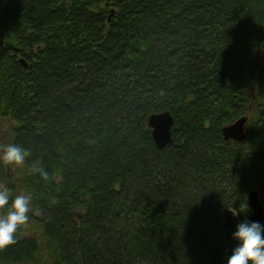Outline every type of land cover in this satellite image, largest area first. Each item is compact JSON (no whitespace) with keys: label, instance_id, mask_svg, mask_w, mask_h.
Returning a JSON list of instances; mask_svg holds the SVG:
<instances>
[{"label":"trees","instance_id":"16d2710c","mask_svg":"<svg viewBox=\"0 0 264 264\" xmlns=\"http://www.w3.org/2000/svg\"><path fill=\"white\" fill-rule=\"evenodd\" d=\"M261 51L264 0H0V132L29 150L32 195L0 264H226L218 213L250 221L252 190L264 209ZM244 116L246 141L225 140Z\"/></svg>","mask_w":264,"mask_h":264},{"label":"clouds","instance_id":"9594fccd","mask_svg":"<svg viewBox=\"0 0 264 264\" xmlns=\"http://www.w3.org/2000/svg\"><path fill=\"white\" fill-rule=\"evenodd\" d=\"M29 156V150L19 143H0V166L15 170L25 165ZM28 170L43 180L49 177L48 171L38 161H33ZM31 200V193L20 191L13 195L9 187L0 183V249L15 242L17 228L29 219ZM239 207L248 208L247 203ZM232 213L237 215V212ZM231 239L235 245L227 256L226 264H264V224L242 219L237 222Z\"/></svg>","mask_w":264,"mask_h":264},{"label":"water","instance_id":"95a60500","mask_svg":"<svg viewBox=\"0 0 264 264\" xmlns=\"http://www.w3.org/2000/svg\"><path fill=\"white\" fill-rule=\"evenodd\" d=\"M113 13V12H112ZM21 62L26 66L24 59ZM247 117H241L234 123L223 127L222 134L225 140H233L235 142H245ZM174 126L173 117L169 112L153 114L148 119V127L152 130L153 140L159 150L164 149L172 141V128ZM248 208L251 211L250 221L264 222V209L259 199V194L256 190H252L246 199ZM232 212H237L233 209H224L218 213V217L222 219L228 229H233L236 222L240 218V213L233 215Z\"/></svg>","mask_w":264,"mask_h":264},{"label":"rangeland","instance_id":"374dc122","mask_svg":"<svg viewBox=\"0 0 264 264\" xmlns=\"http://www.w3.org/2000/svg\"><path fill=\"white\" fill-rule=\"evenodd\" d=\"M257 57H258L259 65L264 66V52L261 51V54L259 53V55ZM250 93L253 96H255L254 89H251ZM8 124H9L8 122H4L3 132H0V143L10 141V136H11L10 130H11L12 124H11V126H9ZM6 170H7V176H8L7 180H4L1 183L5 184L7 187L13 188L15 193H18L20 191L27 192L25 190V188L22 187V183H21V177L24 174V165L16 168L15 170H9L6 167ZM21 236H25V237L34 236V237L38 238V237H40V233L35 227H33L29 224H26V226L24 227V231L21 234ZM37 258L40 260L46 259V253L44 252V250L40 251V253L37 255Z\"/></svg>","mask_w":264,"mask_h":264},{"label":"bare ground","instance_id":"6f19581e","mask_svg":"<svg viewBox=\"0 0 264 264\" xmlns=\"http://www.w3.org/2000/svg\"><path fill=\"white\" fill-rule=\"evenodd\" d=\"M246 135H247V133H246Z\"/></svg>","mask_w":264,"mask_h":264}]
</instances>
